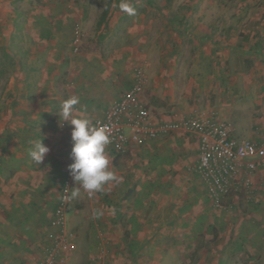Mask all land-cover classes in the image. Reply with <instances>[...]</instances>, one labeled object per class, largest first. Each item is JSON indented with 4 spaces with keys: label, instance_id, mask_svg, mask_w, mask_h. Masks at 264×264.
<instances>
[{
    "label": "rangeland",
    "instance_id": "obj_1",
    "mask_svg": "<svg viewBox=\"0 0 264 264\" xmlns=\"http://www.w3.org/2000/svg\"><path fill=\"white\" fill-rule=\"evenodd\" d=\"M183 1L188 0H0V232L5 231L6 236H12L15 242L18 232L23 231L27 234L23 248L28 253L26 264H37L43 255V248L48 243L45 238L48 220L52 214L51 207L58 199L60 184L67 165L71 161L69 158L71 146L65 150V153L57 154L56 150L59 146L42 140V144L49 148V152L54 151V155L48 152L46 157L57 156L61 161L60 169L56 170V177L47 182L44 188L46 193L43 196L34 193L41 203L40 210H32L30 214L25 212L27 223L23 227L7 226L8 218L12 217L13 212L16 213L10 208V203L20 200L18 197L28 196L27 193L17 194V191L24 186L20 183L21 178L18 179L14 175L22 170H30L27 172L30 173L29 175L33 176V171L36 175L31 178H34L35 182L41 181L44 175L43 168L45 169V165L47 168L48 165L44 162L37 165L29 156L33 144L20 146L16 135L2 141L1 134L4 127L15 129L23 123L34 126L35 131L42 133L43 120L47 115L44 114L41 118L38 117L39 113L35 115L30 111H33L35 107L45 109V106L49 105L50 112L54 114H50V118L55 121L54 126L58 131L61 128H69V125L62 124L57 116L63 100L54 98L49 101L52 95L50 85H46L49 83L41 80L46 74L50 57H53L50 55L54 48L52 43L54 39L46 37L39 42L32 33H23L24 25L31 24L33 17L29 15L34 11H41L52 16L56 12L57 18L67 19L65 29L67 32L71 31V38L76 36L75 28L77 27L80 36L77 52L84 51L89 57L105 60L106 62H100L106 69L105 75H108V71L114 67L118 71L119 93L130 85L135 67L141 65L147 76L141 100L150 111L151 121L158 123L164 119H174L185 115L192 105H199L201 108L199 110L206 109V102L213 94L209 87L214 83L207 82V79L201 81L202 77L193 81L190 76L195 69L199 71L195 72L200 75L207 72L206 64L197 66L193 63L192 57L199 51L192 48L198 39L191 27L200 23L203 29L209 20L206 17L194 18L192 15L182 19L172 17ZM238 1L216 0L215 5L219 7L223 4L222 8L225 6L230 8ZM125 2L135 10L134 15H129L121 9L120 5ZM204 2L208 3L209 0H198L195 4L201 6ZM210 6L213 8V4ZM213 20L217 21L218 18ZM221 20L220 22H227L222 18ZM228 21L235 22L236 19L229 18ZM188 29L191 33L186 32ZM197 30H199L198 27L194 31ZM71 50L74 52L73 48ZM64 51L69 50L64 49ZM112 59L113 62H111ZM63 69V66L55 68L58 73L51 83L58 94H62L64 89L62 86L64 83L61 80L63 76L60 74ZM39 89L40 91L43 89L41 93L45 95L36 99ZM30 115H32L31 118ZM99 117H101L99 114L92 115L90 119L92 124L94 119ZM254 124L248 126L251 127L249 133L252 131L253 135L255 134ZM261 129L263 134L260 135L264 136V128L261 127ZM245 131L244 128L239 130L237 126L235 133L238 137L251 138V134ZM175 135L187 138L189 148L197 144L195 135L189 132L177 131L171 134V136ZM131 146L128 150L107 153L110 170L116 177L122 179L109 182L102 191L92 196L81 190L77 197L72 198L67 212V230L73 247L67 264H171L170 262H175L176 258L173 256L178 249L191 252L193 249L209 248V246L203 247L202 242L187 244L170 241L166 243L157 239L153 242H135L134 234L130 232L129 220L135 194L134 191L127 193V189L130 187L135 189L138 184H141L144 172L142 168L141 170L135 168L136 172L123 180L130 163L133 158H136L133 154L139 153L135 142H132ZM189 158V163L186 165L192 168L193 157ZM18 171L19 173H16ZM183 171L187 177L196 178L190 170H186V167ZM256 175L257 181H264V168L260 169ZM183 179H185L184 176L179 178L180 186L172 189L174 203L179 205L182 198H188L186 180ZM17 180H19L18 183ZM75 187L77 186L73 185L72 191ZM236 195V198H231L232 195L227 198L234 206L224 212H217V215L226 219L230 218L233 222L235 216L246 218L248 222L245 226L251 236L259 229H263L259 237L260 241H256V234L246 241V247L248 251L255 250V259L249 264H264V199L250 200L243 193ZM39 218L45 219L44 222L38 226L35 224L33 228L27 226L32 221L38 222ZM235 225L226 227L228 229L225 233L232 234ZM174 228V226L170 228V237H174L175 233L171 231ZM145 229L146 227H141V230ZM218 233L216 229L213 231V242L217 241ZM217 244L215 242L213 247L215 248ZM13 248L16 249V253L20 246L17 248L12 245L8 248L4 246L5 254L0 257V264H15L21 259L8 254L10 252L8 250ZM25 251L22 250L20 253L24 254ZM164 252L170 253L168 259L164 256Z\"/></svg>",
    "mask_w": 264,
    "mask_h": 264
},
{
    "label": "crops",
    "instance_id": "obj_2",
    "mask_svg": "<svg viewBox=\"0 0 264 264\" xmlns=\"http://www.w3.org/2000/svg\"><path fill=\"white\" fill-rule=\"evenodd\" d=\"M197 1H183L178 5V10L173 13L172 17L182 19L192 15L194 18L206 17L209 20V23L203 29L200 23L191 27L198 39L192 48L199 51L192 57L193 63L197 66L203 65V63L206 64L207 72L200 75L197 73L199 71L195 69L197 72L193 70L190 76H192L193 81H197V78L202 77L201 81L207 79V82L214 83L209 87L212 89L210 91L213 94L206 102V109L216 111L220 119L226 120L232 125L234 132L238 126L239 130L244 128L246 129L245 132L248 131L249 133L251 127L248 126L252 123H255L254 126L264 128V0H239L236 5H231L230 8L228 6L222 8L223 4L218 7L215 5L216 0H209L208 3L204 2L203 5L196 6ZM209 4H213V8H210ZM55 13L49 16L41 13V11H34L29 15L31 18L33 17L30 21L32 25L26 24L22 28L23 33H32L39 42L40 39L46 37L54 39L52 41L54 48L51 50L50 55L53 57H50V62L46 66V74L41 78L44 83H49L46 85H50L52 95L49 101L54 98L65 100L75 95L79 97L80 103L75 106L74 116L86 115L89 119L92 115L99 114L103 116L106 109L120 95L117 80L118 71L114 67H110L108 75H105L104 71L106 69L101 64L106 62L105 60L89 57L84 51L77 52L78 46L75 47L73 44L74 37L71 38V31L67 32L65 29L67 19L62 18L61 20L59 17L57 18ZM215 18H218L217 21L219 22L213 20ZM221 18L227 22H220L222 21ZM229 18H235L236 21L229 22ZM220 23L221 25H219ZM197 27L199 30L195 32L194 30ZM186 32L191 33L189 29ZM71 47L74 52H72ZM64 49L69 51L65 52ZM111 62H113V59ZM59 66L64 68L60 73L63 76L61 80L64 83L62 94L55 92L56 90L51 84L58 73L55 68H59ZM41 91L39 89L35 96L36 99L45 95ZM47 107L49 105H46L45 109H43L44 107L42 109L35 107L33 111H30V113L34 112L35 115L39 113L38 117L41 118L44 114L47 115L43 120L44 128L40 125L45 133L35 131L34 126L22 123L16 126L15 129L4 127L1 140L5 141L16 135L18 144L27 146L33 144L36 139H42L46 140L48 144L59 146L56 150L57 154L58 152L65 153V150L71 146V126L69 125L67 129L61 128L58 131L54 126L55 121L50 118V114H54L50 112V107L49 109ZM199 108V105H192L190 110L183 116H187ZM31 116L29 117L31 118ZM177 131L189 132L186 130ZM177 131L163 133L156 139L135 142L136 147L139 148V153H134L133 156L138 160L133 158L123 178V180L128 179L131 173L136 172L135 168L137 170L143 169L142 183L138 184L135 189H132V187L127 189V193L134 191L135 194L132 199L133 205H131L129 217L130 232L134 234L135 242H153L157 239L166 243L170 241L187 244L202 242L204 243L203 247L209 246V248L193 249L191 252L178 249L176 255L173 256V258H176L175 262H170L171 264H249L255 259V250L248 251L246 241L257 234L255 239L259 242V237L262 235L261 230L263 229H259L257 233L251 236L245 226L248 222L246 218L235 216L233 222L230 218L226 219L221 215H217V212L226 210L216 209L211 204L203 183L197 173L193 171L198 158V135L189 132L195 135L197 139V144H194L193 148H189L187 138L178 137V135L171 136L172 133ZM251 133L252 131L249 134ZM252 136L253 134H251ZM131 144L132 142L126 147L127 149L123 148L121 150H116L108 145L106 153L128 150ZM53 152L51 150L49 154L54 155ZM191 156L194 161L192 168L186 165V163H189L188 158ZM42 162L47 163L48 166L46 168L45 165V169L43 168L44 175L41 181L35 182V179L31 178L36 176L34 171L33 176L27 173L30 170H22L20 173L18 171L16 173L19 174L14 175L18 179L21 178L20 183L24 186L20 187L21 189L17 191V194L25 195L27 193L28 196L18 197L20 200L10 203V208L16 213L13 212L12 217L8 218L7 226L12 225L15 227L17 225L23 227L27 223L25 212L30 214L32 210H40L41 203L38 201V196H34V193L41 196L46 193L44 188L49 180L56 177V170L60 169L61 161L57 156H45ZM185 167L196 178L187 177L183 171ZM183 176L185 178L183 180H186L185 187L188 198H182L179 205L174 203L172 189L180 186L178 179L183 178ZM18 182L19 180H17ZM236 196L232 195L230 197L236 198ZM229 201L230 199H227L228 208L234 206ZM54 207L55 204L51 207L52 213ZM44 220L39 218L38 222L32 221L27 226L33 228L35 224L38 226ZM234 224H236L234 232L232 234L225 233V230L228 229L226 227ZM172 226L175 227L171 230L172 233H175L174 235L171 234L174 237L169 236ZM141 227H146V229L141 230ZM215 229L219 233L217 234V241H215L218 244L214 248L213 231ZM4 232H0V257L5 254L4 246L6 248L9 245L15 248L20 246L16 253L14 248L8 250L10 252L7 253L13 254L15 258H21L15 264H26L28 253L23 248L27 234H24L23 231L18 232L17 241L15 242L12 236H6ZM7 244L9 245L7 246ZM22 250L25 251L26 255L20 253ZM164 256L168 259L170 253L165 254L164 252Z\"/></svg>",
    "mask_w": 264,
    "mask_h": 264
},
{
    "label": "built area",
    "instance_id": "obj_3",
    "mask_svg": "<svg viewBox=\"0 0 264 264\" xmlns=\"http://www.w3.org/2000/svg\"><path fill=\"white\" fill-rule=\"evenodd\" d=\"M74 46L80 36L76 27ZM146 71L135 67L130 85L110 105L93 125L107 126L111 143L116 150L125 149L131 142L156 139L161 134L186 130L198 135V158L193 171L203 183L211 204L227 210V198L243 193L248 199L264 197V181H257V172L264 168V136L260 126H254L251 138L238 137L232 125L220 119L214 110L196 109L187 116L152 123L150 111L141 100L146 83ZM71 163V161H70ZM73 183L68 171L59 187V196L48 222L47 245L37 264H67L72 242L67 230V212Z\"/></svg>",
    "mask_w": 264,
    "mask_h": 264
},
{
    "label": "clouds",
    "instance_id": "obj_4",
    "mask_svg": "<svg viewBox=\"0 0 264 264\" xmlns=\"http://www.w3.org/2000/svg\"><path fill=\"white\" fill-rule=\"evenodd\" d=\"M121 9L129 15H134L135 10L128 4L122 3ZM80 103L78 96H70L63 100L59 106V120L71 126V150L67 171L73 185H76L70 198H75L83 190L89 196L102 191L109 182L119 179L109 168V157L106 147L111 143L107 126L93 125L86 115L74 116L75 106ZM49 148L42 144V139L33 142L30 149V158L38 165L43 160Z\"/></svg>",
    "mask_w": 264,
    "mask_h": 264
}]
</instances>
